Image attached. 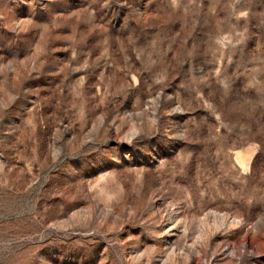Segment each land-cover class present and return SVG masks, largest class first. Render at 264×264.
I'll return each mask as SVG.
<instances>
[{
	"label": "rangeland",
	"instance_id": "obj_1",
	"mask_svg": "<svg viewBox=\"0 0 264 264\" xmlns=\"http://www.w3.org/2000/svg\"><path fill=\"white\" fill-rule=\"evenodd\" d=\"M0 264H264V0H0Z\"/></svg>",
	"mask_w": 264,
	"mask_h": 264
}]
</instances>
